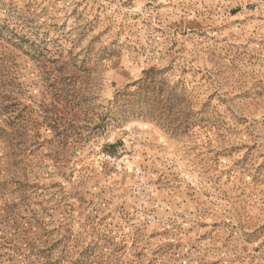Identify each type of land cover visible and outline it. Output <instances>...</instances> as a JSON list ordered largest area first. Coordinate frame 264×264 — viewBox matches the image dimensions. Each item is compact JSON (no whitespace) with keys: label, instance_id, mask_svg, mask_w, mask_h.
Instances as JSON below:
<instances>
[{"label":"rangeland","instance_id":"1","mask_svg":"<svg viewBox=\"0 0 264 264\" xmlns=\"http://www.w3.org/2000/svg\"><path fill=\"white\" fill-rule=\"evenodd\" d=\"M0 264H264V0H0Z\"/></svg>","mask_w":264,"mask_h":264},{"label":"built area","instance_id":"2","mask_svg":"<svg viewBox=\"0 0 264 264\" xmlns=\"http://www.w3.org/2000/svg\"><path fill=\"white\" fill-rule=\"evenodd\" d=\"M136 176L138 177L137 180V187H136V193L137 194H141V195H150L149 191H148V187L143 179V177L140 174V171L137 170L136 172Z\"/></svg>","mask_w":264,"mask_h":264}]
</instances>
